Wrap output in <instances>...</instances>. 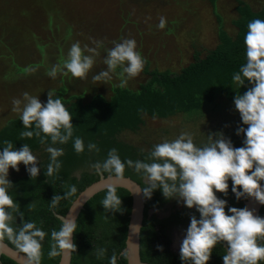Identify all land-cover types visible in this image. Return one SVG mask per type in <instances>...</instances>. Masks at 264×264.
<instances>
[{"label":"clouds","instance_id":"clouds-1","mask_svg":"<svg viewBox=\"0 0 264 264\" xmlns=\"http://www.w3.org/2000/svg\"><path fill=\"white\" fill-rule=\"evenodd\" d=\"M166 25L164 17H160L158 27ZM246 47V62L234 74L233 82L237 94L234 97L235 109L239 112L242 123L247 127H238L237 135L245 137L242 147H234L230 139L222 132L208 134V142L197 146L191 133L181 132L172 141L164 140L154 145L146 161H127L142 174L146 187L138 189L146 198H151L153 192L161 189L166 199L175 198L183 201L188 208H195L200 218L195 215L190 218V225L180 245V259L185 264H208L213 249L217 244H226L223 255L224 264H260L264 261V217L256 215L247 206L243 208L230 207L227 212V201L220 199L217 192L228 194L231 180V191L239 200L252 198L264 205V20L253 19L247 25L244 37ZM99 46V44H98ZM85 49L93 55H85ZM82 49L79 42L73 43L67 58L54 65L46 74L55 78L58 72L71 74L75 78H85L94 64V56L99 55L96 48ZM107 70L93 76L94 82L112 79L110 73L117 74L124 88L128 79L134 78L143 70L145 60L136 51L134 39H123L114 42V47L107 50L104 59ZM66 70V71H64ZM251 84L243 94L238 89ZM23 101L14 98L13 111L19 113L25 129L21 139L36 136L41 144H66L73 137L72 116L61 98H54L55 90L47 93V102L25 92ZM23 103V107H21ZM43 134V135H42ZM0 151V242L7 238L15 248L25 254V264H40L43 255V241L47 235L38 228L35 222L26 221L19 204L9 194L13 188L8 179L9 169L19 171L23 163L31 179H36L40 173L37 167L38 159L32 153L29 145L14 149L11 141L5 140ZM77 154L84 151V141L76 137L73 144ZM89 150L99 151L94 143L88 144ZM50 154V162L45 172L52 176L61 168L58 157L63 149L48 146L45 149ZM92 167L98 172H108L117 180L123 178L125 163L120 159L117 150L111 149L105 161L97 162ZM75 186H69V191L54 195L50 206L56 207L61 199L76 193ZM105 211H121L122 200L117 195L115 184L107 186L105 198L101 201ZM34 210L35 203L27 206ZM231 213V214H229ZM18 214L21 223L13 227ZM76 219L63 218L59 230L51 232L49 258H55L65 253L76 251L73 236L76 230ZM158 250L163 247L158 245ZM106 249H94L97 259L104 256ZM109 264H117L115 253L110 257Z\"/></svg>","mask_w":264,"mask_h":264},{"label":"trees","instance_id":"trees-1","mask_svg":"<svg viewBox=\"0 0 264 264\" xmlns=\"http://www.w3.org/2000/svg\"><path fill=\"white\" fill-rule=\"evenodd\" d=\"M215 2V0H209ZM236 16L231 21V28L227 30L218 28V42L203 55L194 54L193 60L184 66L178 73L172 74L168 70H150L149 78L138 89L128 87H113L109 98L100 93L84 101L81 95L64 97L66 87L63 85L55 93L54 98H61L62 102L72 116L73 137L66 144H54L63 149V155L58 157L61 168L52 176H46L50 154L45 153L41 161L40 173L36 179H31L29 173L13 175L9 180L13 188L9 194L20 206L26 221L35 222L36 226L47 235L43 241L42 257L40 264H56L60 256L49 258L51 232L59 230L62 221L57 214L64 215L77 194L88 184L98 179V172L92 167L97 162L107 159L111 149L117 153L125 163L123 176H129L137 181L141 189L146 187L143 176L137 173L134 167L128 166L127 161H146L152 148L143 149L117 138L119 131L135 130L144 122V116L150 118H165L176 113L190 114L209 106L215 107L217 97L221 95L228 101L234 100L237 94L233 76L239 72L240 67L246 62V47L244 37L247 25L253 19L264 20V8L252 10L242 0H236ZM218 20L221 18L217 16ZM251 84L238 89L243 94ZM47 99L42 103H46ZM25 129L19 115L10 118L0 128V151L5 146V140L11 141L14 149H20L24 144L29 145L32 153L42 146H54L48 138L46 144H41L36 136L21 139ZM237 133V130H235ZM43 135V134H42ZM76 137L84 141V151L77 154L73 144ZM244 137V136H243ZM245 139V137H244ZM234 147H238L237 137L230 139ZM94 143L99 151L89 150L88 144ZM82 166L79 176L73 171ZM104 175L110 174L102 172ZM229 183L227 194V212L230 207L243 208L245 198L237 199L231 191ZM75 186L76 193L68 198L61 199L56 207L50 206L54 195L63 196L69 191V186ZM117 195L122 200L121 211H105L101 201L105 198L107 188L94 194L86 201L76 220V230L73 236L76 251L71 252L70 264H109L113 253L117 256V264H127L125 254L120 253L126 237L128 214L130 212L131 196L128 190L116 187ZM145 197V196H144ZM163 196L162 190L157 189L151 198L145 197L143 220L139 233V255L144 264H185L180 259V253L170 249V237L167 232L171 224L179 223L186 215V208L175 210L167 217L157 218L148 216V209L159 208L169 201ZM35 203V208L29 211L27 206ZM231 214V213H229ZM13 227L18 228L21 220L18 216ZM259 215H264V205L261 206ZM15 248L7 238L4 239ZM264 243V241H260ZM163 247V251L157 246ZM226 244L219 243L213 249L208 264H220L226 253ZM94 249H106L104 256L97 259ZM0 264H18L9 257L1 254ZM260 264H264L261 261Z\"/></svg>","mask_w":264,"mask_h":264},{"label":"rangeland","instance_id":"rangeland-1","mask_svg":"<svg viewBox=\"0 0 264 264\" xmlns=\"http://www.w3.org/2000/svg\"><path fill=\"white\" fill-rule=\"evenodd\" d=\"M242 2L252 9L264 5V0ZM236 4V0H0V128L19 115L13 111L12 101L14 98L23 101L25 92L43 102L49 90L56 93L63 85L64 97L81 95L88 101L100 93L109 98L113 87L120 83L117 74L121 69L118 67L115 73H110L112 79L108 81L94 82L93 76L107 70L104 64L107 50L123 39H134L136 51L145 60L143 70L128 79L126 87L138 89L150 77L147 73L150 70L178 73L193 60L195 53L203 55L216 45L220 24L230 32ZM160 17L166 20L163 29L158 27ZM76 42L82 49L96 48L99 53L94 56L86 77L75 78L62 72L55 78L49 77L46 73L54 65L62 67V61ZM84 54L93 55L86 49ZM209 107L165 118L144 116L140 127L119 131L117 138L138 148L153 149L164 140H174L181 132L191 133L197 146L208 142V134L222 132L228 139L237 137L236 145L242 147L243 134L237 135L235 130L247 126L242 123L234 100L228 101L221 95L215 107ZM45 149L42 146L33 153L39 169L48 153ZM83 169L89 168L78 167L73 174L79 176ZM24 173L28 172L21 163L18 172L9 169L8 179ZM183 206V201L172 198L159 208L148 209L147 213L163 218L169 210ZM189 225L190 222L184 226L170 225V248L175 253L180 250Z\"/></svg>","mask_w":264,"mask_h":264},{"label":"water","instance_id":"water-1","mask_svg":"<svg viewBox=\"0 0 264 264\" xmlns=\"http://www.w3.org/2000/svg\"><path fill=\"white\" fill-rule=\"evenodd\" d=\"M97 180L88 184L82 189L72 201L64 215L57 214L62 221L63 218L74 217L77 220L80 210L83 208L87 200H89L97 192L107 188L109 184H115L116 187H122L128 190L131 196L130 212L128 214V223L126 230V237L124 246L120 253L125 254L127 264H144L139 255V233L143 220L145 197L142 192L137 193L141 189L140 184L129 176H123L122 179L117 180L111 174L104 175L102 172L98 173ZM264 183V182H262ZM247 206L250 210H254L256 215H259L261 204L252 198L244 199L243 207ZM264 217V215H259ZM3 254L18 264H25V254L20 253L16 248L10 246L4 240L0 242V255ZM71 252L65 253L59 257L56 264H70ZM220 264H224L223 260Z\"/></svg>","mask_w":264,"mask_h":264},{"label":"flooded vegetation","instance_id":"flooded-vegetation-1","mask_svg":"<svg viewBox=\"0 0 264 264\" xmlns=\"http://www.w3.org/2000/svg\"><path fill=\"white\" fill-rule=\"evenodd\" d=\"M229 182L230 183H232L231 182V180H229ZM216 195L218 196V198H220V199H226L227 200V197L223 194V193H216ZM183 208H186V215L182 218V221H180L179 223H177V225H179V226H184V225H186L188 222H190V218H191V216L192 215H195L196 217H197V219H199L200 218V214H199V212L198 211H196V209L195 208H188V207H186L185 205L183 206V207H181V208H177V209H173V210H169V212L167 213V215L165 216V217H167L171 212H174L175 210H182ZM176 224V223H175ZM171 225H173V224H171ZM170 228V227H169ZM168 228V229H169ZM167 232H168V230H167ZM169 247H170V245H169ZM171 249V248H170ZM173 251H174V249H172ZM174 252H176V251H174ZM178 253H180V250L178 251Z\"/></svg>","mask_w":264,"mask_h":264},{"label":"crops","instance_id":"crops-1","mask_svg":"<svg viewBox=\"0 0 264 264\" xmlns=\"http://www.w3.org/2000/svg\"><path fill=\"white\" fill-rule=\"evenodd\" d=\"M99 5V4H98ZM262 8H264V5L262 6V7H259V8H256V9H252V10H261ZM235 16H236V12H235V15H234V17L233 18H235ZM233 18H231V20L233 19Z\"/></svg>","mask_w":264,"mask_h":264}]
</instances>
